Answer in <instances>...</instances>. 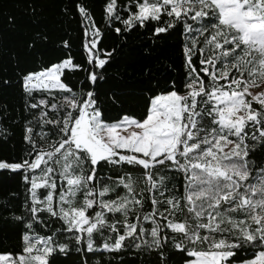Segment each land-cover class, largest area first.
<instances>
[{"label":"snow or ice","instance_id":"6c2138e0","mask_svg":"<svg viewBox=\"0 0 264 264\" xmlns=\"http://www.w3.org/2000/svg\"><path fill=\"white\" fill-rule=\"evenodd\" d=\"M125 7L122 18L117 0L106 4L125 31L148 22L155 36L180 29L182 82L157 84L143 114L110 119L94 90L66 80L81 67L70 55L26 73L28 148L18 161L0 160L26 186L25 214L14 217L24 231L0 264H52L73 241L89 253L144 249L159 264L177 253L183 264H264V90L256 91L264 88V0ZM79 12L95 85L112 53L98 48L102 33L88 10Z\"/></svg>","mask_w":264,"mask_h":264},{"label":"trees","instance_id":"16d2710c","mask_svg":"<svg viewBox=\"0 0 264 264\" xmlns=\"http://www.w3.org/2000/svg\"><path fill=\"white\" fill-rule=\"evenodd\" d=\"M108 0H0V160L18 161L28 145L25 144L24 127L31 119L26 110V98L22 89V77L68 58L81 67L68 70L66 80L73 81L77 91L94 90L98 103L110 119L123 113L143 114L148 98L166 82H182L185 74L180 29L153 35L156 22L145 27L125 31L122 23L112 20L106 12ZM120 15L130 14L125 5L132 0H117ZM85 7L102 36L98 48L111 52L103 69H95L103 75L95 85L88 84L87 52L83 47L88 26L79 12ZM135 11V7H131ZM120 27L117 33L115 28ZM68 42V47L64 42ZM101 58H104L102 55ZM107 171V169H105ZM26 186L18 173L0 170V252L18 251L24 231L21 222L14 217L25 214ZM53 228L59 227L53 223ZM44 231L50 232V229ZM64 242V241H62ZM102 241L97 239L96 244ZM76 247H81L77 252ZM68 254H57L52 264H159L155 252L144 249H125L112 253L100 249L94 253L84 246L70 243ZM238 255L251 258V252ZM180 253L171 256L169 264H183Z\"/></svg>","mask_w":264,"mask_h":264},{"label":"rangeland","instance_id":"374dc122","mask_svg":"<svg viewBox=\"0 0 264 264\" xmlns=\"http://www.w3.org/2000/svg\"><path fill=\"white\" fill-rule=\"evenodd\" d=\"M260 90H264V88H261V89H256V91H260Z\"/></svg>","mask_w":264,"mask_h":264}]
</instances>
